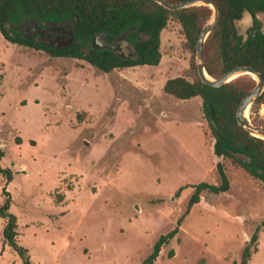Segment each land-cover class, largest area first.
Masks as SVG:
<instances>
[{"label": "rangeland", "instance_id": "obj_1", "mask_svg": "<svg viewBox=\"0 0 264 264\" xmlns=\"http://www.w3.org/2000/svg\"><path fill=\"white\" fill-rule=\"evenodd\" d=\"M161 38L158 66L105 73L0 33L1 165L13 171L9 183L0 174V205L7 185L35 264H141L176 226L194 185L220 183L201 97L164 92L190 68L180 24L171 20ZM249 117L264 122V105ZM219 160L230 190L204 192L156 264L241 263L264 221V183ZM5 223L0 218V264H22L4 243ZM249 264H264V227Z\"/></svg>", "mask_w": 264, "mask_h": 264}, {"label": "trees", "instance_id": "obj_2", "mask_svg": "<svg viewBox=\"0 0 264 264\" xmlns=\"http://www.w3.org/2000/svg\"><path fill=\"white\" fill-rule=\"evenodd\" d=\"M181 3L189 0H166ZM222 17L207 38L203 57L208 74L219 79L230 70L239 66H252L264 75V0H215ZM246 12L255 18L253 27L247 30L248 37L240 33L238 22ZM213 15L210 6H195L182 11H172L155 0H0V33L11 43L27 46L45 52L51 57L76 58L85 60L105 73L137 65L158 66L162 60V32L171 20L177 21L186 40V48L191 54L190 68L185 75L168 79L164 92L180 100L201 97L204 119L207 120L212 137L215 139L214 153L218 158L217 169L220 183L201 182L194 185L195 192L190 198L176 226L162 235L154 245L152 253L141 264H156L164 247L169 246L178 236L181 227L192 208L200 203L204 192L221 194L228 192L231 181L224 163L219 160L228 158L238 169H244L254 179L264 183V139L255 137L238 122L237 111L242 100L255 88L257 81L251 75H243L222 87L205 84L199 75L197 63V44L199 36ZM36 18L40 22L70 18L74 22V33L81 41L106 33L109 39L136 28L131 37L139 33L147 39L137 43L140 59L127 62L117 57L111 50H93L86 53L80 43L68 47L44 46L31 40L17 30L24 21ZM79 18V20H78ZM264 105V92L253 103L251 110L256 113ZM81 118V115H78ZM255 124L264 126V122ZM21 143V139L17 138ZM5 151L0 141V174L7 183L13 180V171L1 165ZM235 154H244L251 159L246 162ZM186 187H181L179 196ZM4 201L0 205V218L5 219L3 228L4 243L15 251L22 264H35L19 239V221L12 212L13 198L7 185L3 188ZM264 221L258 225L246 243L240 264H249L254 253L259 251L260 237ZM175 255L174 250L169 256ZM198 264H207L203 258ZM237 264V263H235Z\"/></svg>", "mask_w": 264, "mask_h": 264}, {"label": "water", "instance_id": "obj_3", "mask_svg": "<svg viewBox=\"0 0 264 264\" xmlns=\"http://www.w3.org/2000/svg\"><path fill=\"white\" fill-rule=\"evenodd\" d=\"M155 1L172 11H182L191 7L203 6V5L210 6L213 9V15L208 21V23L204 26L199 36V40L197 44V63H198V71L200 78L205 84L219 88L240 76L243 75L253 76V78L257 80V84L255 88L252 90V92L242 100L237 111V119L239 124L251 135L264 139V126L254 124L249 117L250 108L252 107L255 100L258 97H260L264 92V75L252 66L236 67L230 70L229 72H227L226 74H224L219 79H215L211 77L206 71L205 60L203 57V50L207 38L209 37L211 32L215 29V27L217 26L218 22L222 17V11L218 3L215 0H189L174 4L169 3L166 0H155ZM259 18L262 19L264 22V15H259ZM254 24H255V18L250 12H246L244 18L238 22V26L242 29L240 33L245 35V40L248 37L247 34L248 28L253 27ZM132 29L133 28H131L130 30ZM262 32L264 34V27L262 28ZM125 34H126L125 41H128L129 31L126 32ZM105 42L106 41L104 40V43ZM117 44L118 43L116 41L112 43L106 42V45H108L111 48H114L115 46H117ZM123 48L126 50V52H129V50L126 48L125 45L123 46ZM135 59H138V56H136ZM235 156L237 158L243 159L246 162L251 161V159L244 154H235Z\"/></svg>", "mask_w": 264, "mask_h": 264}, {"label": "flooded vegetation", "instance_id": "obj_4", "mask_svg": "<svg viewBox=\"0 0 264 264\" xmlns=\"http://www.w3.org/2000/svg\"><path fill=\"white\" fill-rule=\"evenodd\" d=\"M17 31L23 36L44 46L68 47L78 42L86 53H90L93 50L108 49L117 57L127 62H136L140 59L137 43L147 39V35L141 33L137 35L136 39L132 38V32L136 31V28H133L132 30H128V41H125V33L128 31L117 35L113 39H109L106 33H101L92 39L81 41L74 33V22L70 18L46 20L43 22H40L36 18H29L24 21ZM104 40L108 43L116 41L118 44L114 48H111L106 45V42L104 43ZM124 45L129 52H126L123 48ZM136 56H138V59H135Z\"/></svg>", "mask_w": 264, "mask_h": 264}]
</instances>
